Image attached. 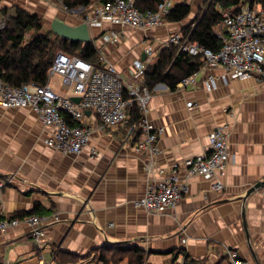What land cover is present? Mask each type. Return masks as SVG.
Wrapping results in <instances>:
<instances>
[{"label": "crops", "instance_id": "1", "mask_svg": "<svg viewBox=\"0 0 264 264\" xmlns=\"http://www.w3.org/2000/svg\"><path fill=\"white\" fill-rule=\"evenodd\" d=\"M59 1L0 0V10L11 13L19 7L41 21L83 23L79 8L66 12ZM135 1L143 12L154 8L156 0ZM210 2L167 0L171 10L188 5V16L146 31L102 21L89 27L91 42L124 82L139 85L133 79L134 64L152 65L162 50L173 46L167 44L173 33L197 44L190 40L191 31L184 32L195 27ZM101 4L91 0L84 8L89 14ZM240 5L264 8V0H240ZM111 32L119 35L115 43L105 40ZM221 33L220 24L216 37ZM148 48L154 50L149 62ZM201 63L195 85L170 89L158 83L150 91L141 85L149 94L146 119L163 130L150 173L145 169L147 156L136 140H127L126 127L103 128L86 112L88 145L78 156L63 155L46 146L54 129L44 126L30 108L0 107V180L6 182L0 189V215L20 217L37 208L49 218L43 251L54 264H104L98 259L101 254L115 256L117 264H131L134 251L142 255L141 264H229L226 249L236 250L246 264H264V187L246 197L255 184L264 182V84L242 78L207 90L205 81L222 70H200ZM48 78L53 91L72 97L61 88L59 76ZM225 124L228 164L223 175L185 180L181 169L179 178L187 190L175 207L148 213L134 205L150 181L161 179L160 170L207 153L208 134ZM215 183L222 184V191L211 189ZM30 232L20 225L0 233V264H39Z\"/></svg>", "mask_w": 264, "mask_h": 264}, {"label": "built area", "instance_id": "2", "mask_svg": "<svg viewBox=\"0 0 264 264\" xmlns=\"http://www.w3.org/2000/svg\"><path fill=\"white\" fill-rule=\"evenodd\" d=\"M66 12H72L64 7ZM171 8L167 0H162L156 10L141 13L135 0H111L95 7L91 13L79 8L82 22L88 26H100L102 21L115 27H127L146 31L162 26L166 22ZM223 33L217 35L221 41L219 50L198 46L183 38L179 33L169 36L167 44L176 46L182 53L199 57L200 70L221 69L222 74L208 77L204 87L210 90L216 83L226 84L231 80L252 78L264 84V8L241 6L238 12L220 10ZM4 22L0 20V30ZM119 35L111 32L106 41L115 43ZM100 67L74 56L57 53L48 71V77L59 76L61 88L70 92L72 97H63L48 85L34 83L12 88L0 77V107L3 109L30 108L44 126L52 127L54 134L45 141L46 146L63 155L78 156L89 142V131L84 125L85 113L94 114L103 128L118 129L126 127L127 140H136L137 148L147 156L145 169L152 172V161L160 154L158 138L161 128H154L146 119L148 91L144 84L145 62L134 64L133 79L139 84L126 83L113 66L106 64L102 55ZM146 60L154 57V50L146 49ZM197 71L184 78L181 87L196 84ZM71 98H77L78 103ZM191 107V104H187ZM138 109V118L131 122L130 109ZM228 125H222L211 131L208 136V152L187 158L180 165L168 170H160L161 179L150 181L143 198L134 203L148 213H158L166 208L175 207L186 193V186L179 178L178 171L183 169L185 180L202 176L213 178L223 175L228 164L227 147ZM6 182L0 180V189ZM213 191H222L223 186L215 183ZM56 219V218H55ZM49 218L41 215L22 217L1 216L0 233L16 229L20 225L30 228L32 244L36 248L39 264H54L52 258H45L44 248L48 245L44 227ZM225 256L229 264H246L236 250L226 249ZM4 264H12L5 262ZM100 264V263H99Z\"/></svg>", "mask_w": 264, "mask_h": 264}, {"label": "trees", "instance_id": "3", "mask_svg": "<svg viewBox=\"0 0 264 264\" xmlns=\"http://www.w3.org/2000/svg\"><path fill=\"white\" fill-rule=\"evenodd\" d=\"M91 0H61V4L68 10L86 7ZM102 3L111 0H100ZM161 3L155 1V7L143 11L135 1L136 8L141 12L154 11ZM262 4V1H260ZM240 0H211L204 14L197 20L195 27L187 28L184 32H190V40L199 46L212 51L219 50L221 41L217 39L215 32L221 24V14L217 8L222 10H240ZM190 8L186 4L175 6L166 17L170 23H180L189 14ZM10 15L9 10H0V20L4 22V28L0 30V77L2 81L12 88H18L25 84L34 83L39 86L47 85L48 71L51 67L54 56L63 53L68 56L78 57L94 67L101 66L98 50L95 45L70 43L53 35L52 32L43 34V24L39 17L29 14L21 9L13 8ZM9 13V14H8ZM33 32L30 38L27 34ZM55 48L58 49L55 52ZM178 48L169 46L162 50L157 60L146 68L144 74V87L150 91L156 84L163 83L170 89H174L184 78L193 73L200 65V58L192 57L179 52ZM138 109H130L131 122L138 118ZM37 208L31 213L22 215H43L38 214ZM20 216V217H22ZM114 250L120 249L114 246ZM134 259L131 264H141L143 257L134 251ZM104 264L111 261L117 264L116 257L108 258L101 254L98 258ZM98 260V261H99Z\"/></svg>", "mask_w": 264, "mask_h": 264}, {"label": "water", "instance_id": "4", "mask_svg": "<svg viewBox=\"0 0 264 264\" xmlns=\"http://www.w3.org/2000/svg\"><path fill=\"white\" fill-rule=\"evenodd\" d=\"M49 28L53 35L70 43L89 44L91 42L89 28L84 23H81L77 26H70L60 20L54 19L50 22ZM71 99L75 103L79 102L77 98H71ZM263 187H264V182L255 184L247 192L246 197H249L255 191L260 190Z\"/></svg>", "mask_w": 264, "mask_h": 264}, {"label": "rangeland", "instance_id": "5", "mask_svg": "<svg viewBox=\"0 0 264 264\" xmlns=\"http://www.w3.org/2000/svg\"><path fill=\"white\" fill-rule=\"evenodd\" d=\"M54 1L60 2L59 0H54ZM17 9H19V7ZM10 15H13V12H11ZM49 22H50L49 20H45V21L42 20V24H43L42 33L43 34L51 32L50 28H49ZM32 34H33V32H30L29 34H27V37L30 38L32 36ZM57 51H58V49L55 48V52H57ZM98 263H100V262H98Z\"/></svg>", "mask_w": 264, "mask_h": 264}, {"label": "bare ground", "instance_id": "6", "mask_svg": "<svg viewBox=\"0 0 264 264\" xmlns=\"http://www.w3.org/2000/svg\"><path fill=\"white\" fill-rule=\"evenodd\" d=\"M97 67H99V66H97ZM227 137H228V133H227Z\"/></svg>", "mask_w": 264, "mask_h": 264}]
</instances>
